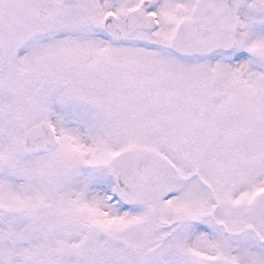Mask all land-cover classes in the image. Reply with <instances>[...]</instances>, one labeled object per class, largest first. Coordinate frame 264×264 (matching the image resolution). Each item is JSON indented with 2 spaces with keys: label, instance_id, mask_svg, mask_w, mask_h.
<instances>
[{
  "label": "snow or ice",
  "instance_id": "1",
  "mask_svg": "<svg viewBox=\"0 0 264 264\" xmlns=\"http://www.w3.org/2000/svg\"><path fill=\"white\" fill-rule=\"evenodd\" d=\"M0 264H264V0H0Z\"/></svg>",
  "mask_w": 264,
  "mask_h": 264
}]
</instances>
